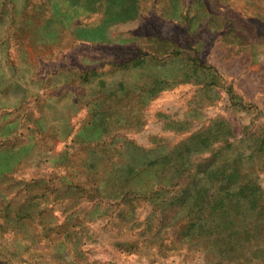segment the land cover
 <instances>
[{
  "label": "rangeland",
  "instance_id": "374dc122",
  "mask_svg": "<svg viewBox=\"0 0 264 264\" xmlns=\"http://www.w3.org/2000/svg\"><path fill=\"white\" fill-rule=\"evenodd\" d=\"M0 264H264V0H0Z\"/></svg>",
  "mask_w": 264,
  "mask_h": 264
},
{
  "label": "crops",
  "instance_id": "0c3cea01",
  "mask_svg": "<svg viewBox=\"0 0 264 264\" xmlns=\"http://www.w3.org/2000/svg\"><path fill=\"white\" fill-rule=\"evenodd\" d=\"M15 88H12L11 90H10V94L9 95H11V96H13V93L15 92V90H14ZM72 90L70 89V90H68V91H66L64 94H72V92H71ZM73 101V100H72ZM101 122V121H100ZM99 123V122H98ZM102 126V125H101ZM248 232V231H247ZM253 232H255V229L253 230H249V232H248V234H250V236H252V237H254L253 236V234H257V230H256V232L255 233H253Z\"/></svg>",
  "mask_w": 264,
  "mask_h": 264
},
{
  "label": "trees",
  "instance_id": "16d2710c",
  "mask_svg": "<svg viewBox=\"0 0 264 264\" xmlns=\"http://www.w3.org/2000/svg\"><path fill=\"white\" fill-rule=\"evenodd\" d=\"M189 212H190V211H189ZM189 214H190V213H189ZM184 216H185V215H184ZM184 216H183V217H184ZM183 217H182V218H183Z\"/></svg>",
  "mask_w": 264,
  "mask_h": 264
}]
</instances>
